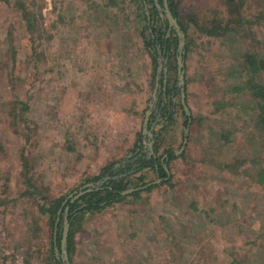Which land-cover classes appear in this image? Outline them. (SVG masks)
<instances>
[{
	"label": "rangeland",
	"instance_id": "1",
	"mask_svg": "<svg viewBox=\"0 0 264 264\" xmlns=\"http://www.w3.org/2000/svg\"><path fill=\"white\" fill-rule=\"evenodd\" d=\"M174 1L188 33L190 121L185 127L177 94L172 117L158 111L168 107L164 95L151 121L159 120L158 157L180 150L185 129L186 145L167 179L77 216L71 264H264V139L255 100L232 91L246 80L245 56L264 58V0ZM142 2L0 0V264H52L63 228L46 212L52 203L137 148L145 152L158 66L150 36L167 22L145 18L150 4ZM234 7L240 24L206 35ZM177 45L160 51L159 86L164 68L176 85ZM255 78L264 84V69ZM157 177L144 169L128 187Z\"/></svg>",
	"mask_w": 264,
	"mask_h": 264
},
{
	"label": "trees",
	"instance_id": "2",
	"mask_svg": "<svg viewBox=\"0 0 264 264\" xmlns=\"http://www.w3.org/2000/svg\"><path fill=\"white\" fill-rule=\"evenodd\" d=\"M159 6L164 9V3L163 0H157ZM147 4H150V8L148 9V15L143 13V16L147 18L149 16L150 18L156 17L160 20L159 13L157 10V7L155 5L154 0H146ZM143 4V2H142ZM167 8L170 11L172 17L176 19L177 24L179 25L181 31L184 33L186 41L188 38V33L186 27L183 25V22L180 18L179 14V7L175 3L174 0H166ZM22 9V8H21ZM23 18L26 20V23L29 24V12L27 9H23L21 11ZM31 15V14H30ZM239 14L237 8H231L228 13V19L225 22L224 26H221V23L216 26V28H211L206 35L210 37H216L218 35H224L227 31H229V27L235 22L237 25L240 24V20L238 19ZM167 22V21H166ZM239 23V24H238ZM168 26L167 29L160 28L159 31L155 32L152 31V36H150V44L155 47V51L148 50L151 54H157V50L159 49L161 51V54L163 56H167L169 54L170 50H173V44L176 46V42L178 41V37L174 30H172L173 34H175L174 37L171 35H167ZM152 37V38H151ZM173 48V49H172ZM185 55L183 56V59L185 61L186 53L188 51V45L187 42L185 43ZM173 54L175 52L173 51ZM154 63H156V59L154 58ZM169 63H167L168 65ZM245 69H244V75L246 76V80L244 81L243 86L241 87H234L232 88L233 92H241V91H248L252 98L255 100V106L257 111V117L255 120H253V123L255 126H257L260 130V132L263 134L264 139V84H260L255 82V77L257 76V73L264 69V58H261L259 54H247L245 56ZM177 64L175 62L174 70H176ZM185 70V68H184ZM177 72L175 74L176 78ZM163 79L164 74L162 72L161 78H160V94H159V102L162 100L163 95H169V103L168 107L166 105H160L158 104V111L160 113L161 118L170 119L172 117V112L168 110L169 107H173V98L175 94H177L180 97V90L176 87L175 82H173L171 85L166 83L165 88L163 89ZM185 84L186 81L184 80ZM184 92H186V86H184ZM186 103V99H185ZM180 109L183 112V115L186 117L185 121L183 122L185 127H187L190 117H187L185 114V111L181 105V102L179 104ZM187 106V105H186ZM174 108V107H173ZM152 120V119H151ZM256 121V122H255ZM152 122V121H151ZM150 122V123H151ZM154 132V131H153ZM154 134V133H153ZM154 141L156 140V137H153ZM158 144L154 142L153 144V154L150 156V158H146V152H143L140 150V148H137L139 151L132 157L128 159V161L125 163V165L115 168L114 165L118 162L109 164L105 166L102 171L101 175L96 176L92 178L91 180H88L87 183H95L99 181L100 179L106 178L104 180L103 184L100 186L99 189H93L90 192L83 193L76 201L73 203H70V200L67 201L65 206H68V215L67 219L69 222V231H68V237L66 241V250L68 254V258L71 264V255H72V244H73V223L77 216L83 215L85 213H92L97 212L99 210H102L109 206L110 204L114 202H119L123 200L128 195H137L138 191L140 189H146L150 190L154 184L153 182L145 184L142 186V188H138V190L134 191L133 193H130L128 195L122 196L121 192L124 190L129 189L128 184L129 178L133 177L136 173L144 170V169H151L158 177V179H167V173L164 167H168L169 161L175 156L174 152L172 150H166L161 156H157V146ZM120 162V161H119ZM139 179L142 180V177ZM86 183V184H87ZM84 184V185H86ZM83 185V186H84ZM82 186V187H83ZM80 187V188H82ZM86 189H83V191ZM66 197H61L56 199L50 208L46 211L50 217L51 220L56 219L58 211L61 209L60 214V221L62 220V215L65 209V206L61 208L62 203ZM61 232L57 234L52 241V250H51V259L53 260L52 264H61L60 261H58L55 258L54 254V245H56L57 249L60 250V240H61Z\"/></svg>",
	"mask_w": 264,
	"mask_h": 264
},
{
	"label": "water",
	"instance_id": "3",
	"mask_svg": "<svg viewBox=\"0 0 264 264\" xmlns=\"http://www.w3.org/2000/svg\"><path fill=\"white\" fill-rule=\"evenodd\" d=\"M155 5L157 7L158 13H159V17L160 18H164L167 21V26H168V31H167V35L169 34V32L173 29L178 37V45H177V49H176V53H177V78H176V87L180 90V102L181 105L185 111V114L187 117H190V112L188 107L186 106L185 103V92H184V59L183 56L185 55V35L184 33L181 31L179 25L177 24L176 19H174L170 13V11L167 8V4H166V0H163L164 3V9H162L157 0H154ZM143 3L145 4V0H143ZM145 14L148 15V11H145ZM148 18V16H147ZM149 20V19H148ZM157 54H158V59H157V72H156V76H155V85L152 91V96H151V100L148 104V108L144 113V119H143V124H142V136L144 138V145H143V149L146 152V158H150V156L153 154V144H154V139H153V131H154V126L158 123L159 120L151 122V115L154 112V108L157 107V102H158V97L160 94V86H159V75L160 72L162 71V66L163 64L161 63L160 60V50H157ZM163 74H164V79H163V89L166 86V68L163 69ZM164 96V95H163ZM187 129L184 130V140H183V144L180 148V150L178 152H175V154H179L183 151L186 142H187ZM138 149H136L133 153H129L124 159H122L120 162H118L117 164L114 165L115 168L120 167L125 165V163L128 161V159L130 157H132L133 155H135L136 153H138ZM166 170V173L168 175V170L166 167H164ZM104 180H106V178L101 179L95 183H88L86 185H84L82 188H80L79 190L74 191L73 193H71L62 203L61 208H63L65 206V204L67 203L68 200H70V203H73L74 201H76L83 193H87L92 191L93 189H99L100 186L103 184ZM161 179L156 180L155 182H153V184H156L158 182H160ZM148 186H150V184H148ZM83 189H86L83 191ZM138 190V188H129L127 190H124L121 192L122 196L128 195L130 193H133L134 191ZM60 214H61V209L58 211L57 213V219L55 224H57V222L60 220ZM67 215H68V206H65L63 215H62V224H63V228H62V233H61V240H60V250L57 249L56 245H54V254H55V258L61 262V264H70L69 262V258H68V254H67V250H66V241H67V237H68V231H69V222L67 219Z\"/></svg>",
	"mask_w": 264,
	"mask_h": 264
},
{
	"label": "crops",
	"instance_id": "4",
	"mask_svg": "<svg viewBox=\"0 0 264 264\" xmlns=\"http://www.w3.org/2000/svg\"><path fill=\"white\" fill-rule=\"evenodd\" d=\"M185 80V79H184ZM185 83V82H184Z\"/></svg>",
	"mask_w": 264,
	"mask_h": 264
}]
</instances>
